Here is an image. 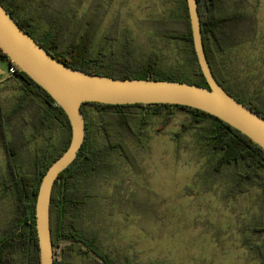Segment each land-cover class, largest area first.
<instances>
[{
	"label": "rangeland",
	"instance_id": "obj_1",
	"mask_svg": "<svg viewBox=\"0 0 264 264\" xmlns=\"http://www.w3.org/2000/svg\"><path fill=\"white\" fill-rule=\"evenodd\" d=\"M37 1L42 0H32ZM49 1L53 8H72L76 20L90 8L97 25L95 49L106 43L116 60L128 49L131 60L139 65L156 51L162 70L192 75L185 42L159 36L144 23L151 18H181L183 0ZM221 9L241 18L221 33L229 41L218 54L229 76L227 83L245 100L264 105V0H226ZM45 15L43 21L52 22L50 12ZM4 67L8 73V65ZM5 78H0V105L3 113H9L20 92L6 85ZM40 110L41 102L32 101L7 121V138L23 147L20 169L31 170L34 157H42L47 148L56 152L67 136L65 129H58L51 141L34 137V128L28 124ZM187 116L177 110L163 128L160 117L146 127L143 145L135 149L138 169L120 156H109L111 165L103 170L104 177H96L91 185L86 225L93 227L102 250L140 264H262L250 248L262 239L249 226L263 217V187L232 191V167L207 177L210 162L194 131L176 137ZM6 177L7 160L0 140V196ZM13 199L12 195L0 197V234L6 220L14 217ZM72 264L89 263L76 255Z\"/></svg>",
	"mask_w": 264,
	"mask_h": 264
},
{
	"label": "trees",
	"instance_id": "obj_2",
	"mask_svg": "<svg viewBox=\"0 0 264 264\" xmlns=\"http://www.w3.org/2000/svg\"><path fill=\"white\" fill-rule=\"evenodd\" d=\"M197 1L205 51L215 77L230 95L264 117V105L253 100H245L228 85L229 76L223 61L218 56L223 47L229 43L228 37H221V33L225 28L238 24L241 18L235 12L221 9V5L226 0ZM0 2L30 35L31 32L28 31L27 26L39 29L40 19H42V43L31 36L55 58L74 68L91 74L116 78L169 79L208 87L194 49L186 0H183L185 12L181 18H151L146 19L144 23H147L152 32L159 36L185 42L191 61V76H178L162 70L159 67L156 51H153L145 62L136 65L131 60L132 54L128 49L119 60L111 56L104 42L95 49L97 25L92 21L93 15L90 8L84 13L82 19L76 20L73 17L72 8L67 11L59 7L53 8L49 0L35 3L32 0H0ZM48 11L53 16L49 24L43 21L46 17L45 12L49 13ZM96 18L99 19V16ZM74 24L76 27L71 30ZM0 59L8 61V68L11 66L16 68L15 73L9 74L3 82H6V85H8L7 82L10 83L20 92L9 113H3L0 105V140L7 160V177L1 181L3 185L1 196L3 198L12 195L14 198L12 229L4 235V240L0 241V264L7 261L8 264L7 256L10 257L11 253L15 254L14 264H23L24 259L21 257L18 260L16 252L17 249L23 250L25 244L22 242L25 239L32 246L33 264H40L35 225L37 193L48 166L69 146L71 125L63 108L43 87L7 58L1 49ZM36 100L41 102V110L36 111V118L32 120L31 125L28 124L34 128L32 135L42 136L47 141H51L58 129H65L67 136L56 152L53 153L47 148L42 157L41 155L34 157L31 170H24L20 169L18 163L23 147L7 138L6 124L11 116ZM81 109L86 122L84 143L76 159L60 173L52 190L50 220L54 257L62 239L80 241L86 247L89 245V238L82 228L83 217L93 193L91 185H94V179L103 178V170L111 165L108 161L109 156L112 154L120 156L138 169L135 149L142 147L146 127L155 124L156 117H160V128H163L176 117L177 110L188 113V116L181 122V128L176 132V137L179 138L185 132L194 131L198 144L206 151L210 162L211 170L208 171L207 177L220 174L224 168L232 167L234 168L232 191L235 188L245 191L250 185H260L264 189V149L237 128L203 110L169 103L105 104L100 102H84ZM262 209L260 215L263 213V217L249 228L262 239L261 242L250 244V248H253L256 257L264 264V207ZM21 230L22 232L16 235L13 241H7L10 233ZM2 250L7 254L4 258V251L1 254ZM93 251L96 254L95 264H123L100 253L97 246ZM71 256L72 247L68 245L65 249V259L69 260Z\"/></svg>",
	"mask_w": 264,
	"mask_h": 264
},
{
	"label": "water",
	"instance_id": "obj_3",
	"mask_svg": "<svg viewBox=\"0 0 264 264\" xmlns=\"http://www.w3.org/2000/svg\"><path fill=\"white\" fill-rule=\"evenodd\" d=\"M186 2L194 49L208 87L169 79L116 78L74 68L42 47L0 2V49L51 95L71 125L69 146L48 166L37 193L35 225L40 264H55L50 220L52 190L60 173L76 159L84 143L86 122L81 109L84 102L190 106L220 118L264 149V117L230 95L219 83L205 51L198 1ZM4 72L0 66V74Z\"/></svg>",
	"mask_w": 264,
	"mask_h": 264
},
{
	"label": "flooded vegetation",
	"instance_id": "obj_4",
	"mask_svg": "<svg viewBox=\"0 0 264 264\" xmlns=\"http://www.w3.org/2000/svg\"><path fill=\"white\" fill-rule=\"evenodd\" d=\"M40 22H42V21H40ZM30 27L27 26L28 31L31 32V35L38 42L42 43V40H41L42 39V36H41L42 31L40 29H36L34 26H30ZM2 62L4 64H1V67L5 70V72L3 74H1V75H2L3 78H5V77H7L9 75L6 72V69L4 67L5 64L8 65V61L7 60H3ZM2 77H0V78H2ZM85 214H84V217H83L82 228H83L84 233L86 234V236H88V238H89V245L86 247L80 241H69V240L62 239L59 242V245H58L57 250H56V256H55L56 264H72V262L74 261V258H75L76 255L82 256L89 264H95L94 261L96 259V254L94 253L93 249L96 246H97V250L100 253H102L104 255H108L110 258H112L114 260L121 261V262H123V264H140L138 262L131 261L129 258H127V259H121V258L112 257L108 252L102 250L101 249V246H100V242L98 241V238L95 235V232H94L93 227H89L88 228V226L86 225V217H85ZM6 221H8L6 223L7 226H6L5 230L3 232H1V234H0V241H3L4 240V238H3L4 235L8 234L9 231L12 229L11 225L13 224V220L11 222L9 220H6ZM1 228H4V227H1ZM21 232H22V230L20 232L17 231V232L10 233L9 236L7 237V241L8 242L9 241H13L15 239L16 235H18ZM22 243L25 244L24 245L25 247L23 248V250L17 249L16 254L19 257L18 260H20L21 257H22V259H24V263L23 264H33L34 263V260H33V251H32L31 244L29 243V241H27V239H25V241H23ZM8 245L9 244L7 243V246ZM68 245H71V247H72V256H71V259H69V260L65 259V249H66V247ZM3 251L4 250L1 251V254H3ZM6 255L7 254H5V251H4L3 258ZM14 256H15L14 253H11L10 257L7 256L8 260H9V263L8 264H14V262H15ZM7 262L6 263H3V264H7Z\"/></svg>",
	"mask_w": 264,
	"mask_h": 264
},
{
	"label": "built area",
	"instance_id": "obj_5",
	"mask_svg": "<svg viewBox=\"0 0 264 264\" xmlns=\"http://www.w3.org/2000/svg\"><path fill=\"white\" fill-rule=\"evenodd\" d=\"M15 71H16L15 66H11V67H9V69H8V74H13V73H15Z\"/></svg>",
	"mask_w": 264,
	"mask_h": 264
}]
</instances>
